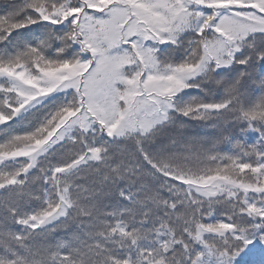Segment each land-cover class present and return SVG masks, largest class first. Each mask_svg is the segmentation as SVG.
I'll return each instance as SVG.
<instances>
[{
	"label": "snow or ice",
	"instance_id": "obj_1",
	"mask_svg": "<svg viewBox=\"0 0 264 264\" xmlns=\"http://www.w3.org/2000/svg\"><path fill=\"white\" fill-rule=\"evenodd\" d=\"M0 264H264V0H0Z\"/></svg>",
	"mask_w": 264,
	"mask_h": 264
}]
</instances>
